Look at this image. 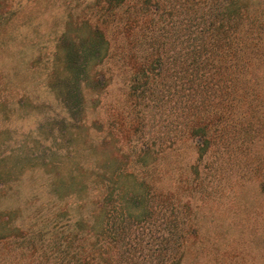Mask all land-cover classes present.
<instances>
[{
	"label": "rangeland",
	"instance_id": "obj_1",
	"mask_svg": "<svg viewBox=\"0 0 264 264\" xmlns=\"http://www.w3.org/2000/svg\"><path fill=\"white\" fill-rule=\"evenodd\" d=\"M120 1L0 0V264H264V54L211 92L227 132L188 141L178 101L132 106L151 79L119 64ZM214 3L264 25V0Z\"/></svg>",
	"mask_w": 264,
	"mask_h": 264
},
{
	"label": "trees",
	"instance_id": "obj_2",
	"mask_svg": "<svg viewBox=\"0 0 264 264\" xmlns=\"http://www.w3.org/2000/svg\"><path fill=\"white\" fill-rule=\"evenodd\" d=\"M202 1L207 4H199ZM216 1H120L123 3L120 4L123 21L122 39L118 44L119 64L122 70L130 64L133 71L149 75L151 79L147 89L142 90L140 96L137 94L138 99L132 103L137 111L135 113L139 117L146 109L151 115H159L163 111L171 115L175 110V101H178L182 136L188 141L199 136L204 145L214 141L216 132L218 141L227 132L228 122L222 118L227 107L212 108L215 96L212 90H233L235 87L231 84H237L243 78L239 71L243 69L244 59L249 55L264 54L261 49L264 37L260 33L264 25L257 16V9L250 11L253 18L250 17L249 26L248 10L244 5L230 3L216 6ZM227 1L234 3L241 0ZM82 41L84 54L66 53L65 66L74 67L72 71L81 67L86 56L97 52L95 47L101 46L97 34L80 40L76 47L81 48ZM253 41L259 44L258 48L253 47ZM73 76L76 77L75 71ZM73 80L66 82L61 79V86L75 83ZM102 80L97 78L96 84ZM245 81L247 78L242 82ZM161 84L165 86L164 97L167 98L165 109L160 99L163 98ZM218 94L216 96L220 97ZM189 234L195 235V231Z\"/></svg>",
	"mask_w": 264,
	"mask_h": 264
}]
</instances>
